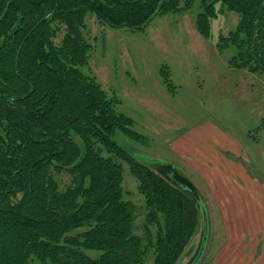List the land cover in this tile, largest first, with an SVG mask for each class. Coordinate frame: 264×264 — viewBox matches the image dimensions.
Listing matches in <instances>:
<instances>
[{"label":"trees","instance_id":"trees-1","mask_svg":"<svg viewBox=\"0 0 264 264\" xmlns=\"http://www.w3.org/2000/svg\"><path fill=\"white\" fill-rule=\"evenodd\" d=\"M196 1L0 0V264H144L150 247L154 264L182 258L203 223L197 190L173 166L161 176L114 140L117 130L144 137L115 97L81 71L91 51L83 29L93 14L111 29L141 31ZM199 1L201 37L211 38L217 3L237 13V26L219 35L216 48L234 49L230 68L264 77V0ZM160 74L174 92L166 65ZM116 159L139 182L146 244L134 234L136 206L123 198ZM63 173L65 189L56 178ZM201 244L188 264L201 262Z\"/></svg>","mask_w":264,"mask_h":264},{"label":"rangeland","instance_id":"rangeland-1","mask_svg":"<svg viewBox=\"0 0 264 264\" xmlns=\"http://www.w3.org/2000/svg\"><path fill=\"white\" fill-rule=\"evenodd\" d=\"M201 10V2L197 0L189 11L154 17L141 31L114 30L89 14L85 18L83 35L91 51L88 65L81 71L96 78L104 91L115 97L117 111L130 117L134 122L133 130L144 137L139 141L119 130L113 136L138 162L161 176L162 168L175 164L177 172L183 176L181 163L189 165V159L195 157L187 148L194 149L197 143L201 148L218 151L227 157L242 150L250 159L247 164L252 173L264 184V77L230 68L228 61L234 49L231 47L220 53L216 48L219 35L227 36L237 26L239 15L217 3L218 18L211 21L212 35L206 40L195 26ZM64 35L65 30L59 32L55 43L59 44ZM163 65L171 73L176 87L174 92L168 90L162 79L160 69ZM179 140L187 146L181 155L175 147ZM188 142L193 144L187 145ZM200 153L197 158L200 161L195 162L207 164L210 169L199 165L203 174L192 170L191 177L206 200L210 201L215 194L223 206V213L217 216L239 217L241 232L238 236L254 239L252 233L246 232L253 227H259L264 233V219L255 217L258 206L261 211L264 209V188L254 197L246 187L249 184L242 180L247 179L242 170L238 168L232 173L224 168L217 175L216 168L223 166L219 163L222 161L208 159ZM116 161L123 167V198L136 206L134 234L146 244L143 225L147 208L139 192V182L126 162ZM56 178L61 189L70 185L67 174ZM234 179L239 181L240 187ZM249 218L253 220L250 225ZM152 232L155 242L157 227H153ZM202 237L203 223L177 264L190 262ZM208 246L209 242L207 250ZM241 246L247 247L246 244ZM215 250L214 245L206 251L199 264H211ZM88 255L98 257L97 253ZM155 257V248L150 247L144 264H154Z\"/></svg>","mask_w":264,"mask_h":264},{"label":"crops","instance_id":"crops-1","mask_svg":"<svg viewBox=\"0 0 264 264\" xmlns=\"http://www.w3.org/2000/svg\"><path fill=\"white\" fill-rule=\"evenodd\" d=\"M195 143L196 141L193 140ZM212 141L220 142L221 139H212ZM189 143L187 145H192ZM186 145V144H185ZM176 149L180 152V155L183 154V151L186 150L187 146L182 144V141L179 140L175 144ZM202 146L197 143L195 148L192 149L187 148L189 153L195 157L190 158L189 161L191 162L188 166L184 163H181L183 166L182 174L184 177H187L191 184L195 187L198 193V201L200 202V209L202 208V220H203V211L206 213L207 220H208V252L210 249L216 246L215 252H213L212 262L211 264H264V233H261V229L259 227H253L247 230L246 232L252 233L254 239H249L246 237L238 236L240 234L241 227L238 226L239 217L235 215H228L226 218L224 216L219 217L218 214L223 213L222 208L223 206L219 203L215 194H213L210 198V201L206 200L200 190L199 185L191 177L193 174L190 173L192 170L203 174L200 169L199 165H206L209 169V165L207 164H198L195 161H200L197 159L199 157V153L202 152L203 154L208 156V159H220L222 161L219 162L223 166H219L216 168L217 175L221 174L220 169H226V171L235 173V171L239 168L243 171V174L246 176L247 179H242L244 182L248 183L249 186H246L249 190L254 193V197L259 195L262 188H264L263 182L260 178L254 175L249 168L247 161L250 160L248 155L244 153L242 150L235 155H231L227 157L224 154L219 153L218 151H211L207 148H201ZM198 153V156H196ZM201 154V153H200ZM230 155L229 153H227ZM228 160V163H223ZM202 162V161H201ZM204 163V162H203ZM169 166H173L176 171L177 167L175 164H168ZM173 168H170V170ZM164 170V169H163ZM205 175V174H204ZM191 177V178H190ZM205 177V176H204ZM240 180V182H242ZM235 184L239 186V181L234 179ZM244 189V188H242ZM256 218H263L264 219V209L261 211V207L258 206L257 210L255 211ZM249 225L253 223V220L249 218ZM247 245L245 249L241 245ZM206 252V254H207Z\"/></svg>","mask_w":264,"mask_h":264},{"label":"water","instance_id":"water-1","mask_svg":"<svg viewBox=\"0 0 264 264\" xmlns=\"http://www.w3.org/2000/svg\"><path fill=\"white\" fill-rule=\"evenodd\" d=\"M201 211H202V208H201ZM208 230L209 229H208L207 216H206V213L203 211V237H202V244H201V250L199 253V257L201 256L202 253H204V251H206L207 243H208Z\"/></svg>","mask_w":264,"mask_h":264},{"label":"bare ground","instance_id":"bare-ground-1","mask_svg":"<svg viewBox=\"0 0 264 264\" xmlns=\"http://www.w3.org/2000/svg\"><path fill=\"white\" fill-rule=\"evenodd\" d=\"M178 170V169H177ZM183 171V170H182ZM187 178V177H186ZM188 179V178H187Z\"/></svg>","mask_w":264,"mask_h":264}]
</instances>
